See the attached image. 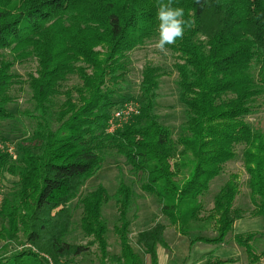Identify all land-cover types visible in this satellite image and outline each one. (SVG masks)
<instances>
[{"label":"trees","instance_id":"obj_1","mask_svg":"<svg viewBox=\"0 0 264 264\" xmlns=\"http://www.w3.org/2000/svg\"><path fill=\"white\" fill-rule=\"evenodd\" d=\"M157 3L0 0V264H48L41 255L69 264L85 252L65 241L74 200L77 226L97 245L100 264L110 257L102 212L110 200L122 247L111 260L144 264L147 256L157 264L156 247H168L165 225L139 232L137 250L127 240L133 183L157 199L162 216L185 238L205 232L196 222L212 224V236H198L190 246L223 247L230 239L247 264L264 257V125L249 121L264 97V0H174L194 21L182 39L165 46L184 109L177 133L156 113L166 75L160 66L144 65L135 98L121 93L129 85L131 53L158 41ZM26 61H34L35 69L23 82L14 68ZM23 85L28 107L17 119L10 107ZM68 86L74 96L63 95ZM129 103L137 115L108 132L111 116ZM238 153L252 209L234 206L240 186L230 175L205 213L201 201L210 183ZM106 156L123 158L136 181L121 182L113 196L102 186L80 196ZM247 213L262 230L233 233ZM22 243L36 252L13 249ZM212 253L205 257L213 262L203 264L233 261Z\"/></svg>","mask_w":264,"mask_h":264},{"label":"rangeland","instance_id":"obj_2","mask_svg":"<svg viewBox=\"0 0 264 264\" xmlns=\"http://www.w3.org/2000/svg\"><path fill=\"white\" fill-rule=\"evenodd\" d=\"M156 42L150 43L144 46L141 49H138L131 53V72L128 75V88L122 90V94L127 98H135L139 92V83H140V74L142 68L145 64H153L160 66L166 75L161 78V82L158 89V99H157V109L156 113L161 118V122L172 129L174 133H177L179 127L182 123L184 109L180 104L177 96V92L174 85L175 74L172 70L173 60L170 54L167 52H161L155 47ZM35 69L34 61H26L21 64H17L14 68V71L22 78L21 81H25L27 75L33 73ZM74 83V80L69 81L68 85ZM27 88L22 86L21 91L16 93L18 96V103L10 107L11 112L15 118L20 119V111L26 110L27 105ZM73 95L71 86H68L63 95L69 97ZM259 107L254 116L249 117V121L253 126L259 127L264 125V97L258 101ZM15 127H19L16 121H13ZM14 126L12 128H14ZM129 167L124 163L123 158L106 156L103 165L100 170L95 173V175L87 180L85 184L80 189V196H83L93 190L98 186H102L108 192L110 196H113L117 187L121 182L130 184L132 181H136L135 177L133 178ZM230 175H235L239 183V194L235 199L234 206L242 208L246 212H249L252 207L248 199V190L246 189V180L247 175L244 172L240 154L238 153L236 159L232 162L227 163L224 166L223 173H221L217 178H215L209 185L208 192L202 199L203 210L208 211L212 207V198L217 194L220 187L228 180ZM132 186L135 196L133 197L132 205L129 209L127 219L129 221L127 240L134 248H137L134 245L136 236L139 232L151 227L155 223L159 222L166 226L164 239L168 246H176L175 252V261L172 264H185V247L190 246V240L198 236L211 237L213 234V226L211 223L205 225L198 223V226H201V229H205V232H193L189 235L188 238L182 236L176 226H171L168 224V221L164 216H162L160 211V204L157 199L144 193L136 183H133ZM77 200H74L71 203L72 209V221L74 224L71 227L70 234L66 238V242L69 244H74L81 247H86L87 250L81 255L74 257L72 262L69 264H100V255L97 250V245L92 242V238H84L80 233V230L77 226L80 209L77 207ZM103 217L106 221L108 234L106 237L107 240V252L108 255L116 256L119 255L122 251L121 247V234L119 232V225L117 222V212L113 200H110L108 204L103 208ZM204 214V212H203ZM1 223V222H0ZM262 230V224L259 219H252L247 213L242 220H239L235 223L233 233H247V232H259ZM263 239V238H262ZM260 240V239H259ZM258 243H261L260 241ZM200 247L205 249L206 254L213 252L212 254L216 257L230 258L237 261L236 264H247L246 256L244 252L239 249L232 240H228V243L223 247H216L211 245L199 244ZM13 249L21 250V247L32 249L26 243L21 245H12ZM220 248V250H218ZM217 250V251H215ZM35 251V250H34ZM36 252V251H35ZM220 255V256H218ZM108 257L105 260V264H115L111 258ZM147 257V256H146ZM214 257L209 256L204 257L201 264L205 261L213 262ZM143 263H147L145 257L142 258ZM207 259V260H206ZM61 264H67L64 260L59 261ZM58 263V264H59ZM259 264H264V257L260 260Z\"/></svg>","mask_w":264,"mask_h":264},{"label":"clouds","instance_id":"obj_3","mask_svg":"<svg viewBox=\"0 0 264 264\" xmlns=\"http://www.w3.org/2000/svg\"><path fill=\"white\" fill-rule=\"evenodd\" d=\"M199 3V0H196ZM156 18L158 24V41L155 47L161 52L167 53L166 45L175 44L182 39L186 30L190 29L194 21L186 18L185 8L174 5V0H158Z\"/></svg>","mask_w":264,"mask_h":264},{"label":"crops","instance_id":"obj_4","mask_svg":"<svg viewBox=\"0 0 264 264\" xmlns=\"http://www.w3.org/2000/svg\"><path fill=\"white\" fill-rule=\"evenodd\" d=\"M174 247L176 246H168L167 249H164L161 246L156 247V256H157V264H172L173 261H175V252ZM206 256L205 249L199 246V244H195L192 246H186L185 247V261L189 259V261L185 264H201L204 260L203 258ZM214 256V255H213ZM220 256V255H218ZM147 260V263L150 264L149 257H145ZM220 258H223L220 256ZM231 258V257H230ZM233 261L228 262L226 264H236L237 261L232 259Z\"/></svg>","mask_w":264,"mask_h":264},{"label":"built area","instance_id":"obj_5","mask_svg":"<svg viewBox=\"0 0 264 264\" xmlns=\"http://www.w3.org/2000/svg\"><path fill=\"white\" fill-rule=\"evenodd\" d=\"M137 108L133 103H129L123 106L119 111H116L108 121V132H113L116 128L124 125L131 119L134 115H137ZM7 153L12 154V148L7 147ZM34 251V250H33ZM35 252V251H34ZM48 264H55L48 256L41 255ZM61 264V263H59Z\"/></svg>","mask_w":264,"mask_h":264}]
</instances>
